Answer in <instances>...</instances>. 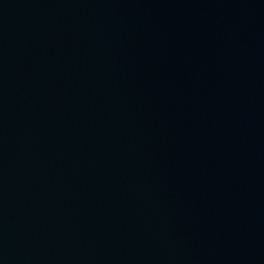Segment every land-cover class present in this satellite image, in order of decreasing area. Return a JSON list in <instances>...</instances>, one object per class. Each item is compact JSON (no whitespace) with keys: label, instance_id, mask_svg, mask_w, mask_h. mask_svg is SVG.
<instances>
[{"label":"water","instance_id":"1","mask_svg":"<svg viewBox=\"0 0 264 264\" xmlns=\"http://www.w3.org/2000/svg\"><path fill=\"white\" fill-rule=\"evenodd\" d=\"M0 264H264V0H0Z\"/></svg>","mask_w":264,"mask_h":264}]
</instances>
